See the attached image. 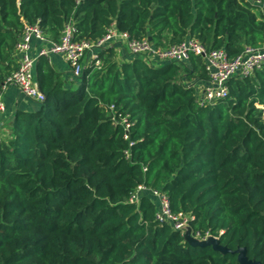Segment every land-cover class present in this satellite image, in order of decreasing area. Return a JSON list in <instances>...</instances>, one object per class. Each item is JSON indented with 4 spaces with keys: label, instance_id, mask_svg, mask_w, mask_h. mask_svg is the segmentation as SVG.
<instances>
[{
    "label": "trees",
    "instance_id": "obj_1",
    "mask_svg": "<svg viewBox=\"0 0 264 264\" xmlns=\"http://www.w3.org/2000/svg\"><path fill=\"white\" fill-rule=\"evenodd\" d=\"M71 21L78 40L115 26L158 46L193 37L230 58L264 43V12L243 0H0V83L18 67L26 24L59 41ZM100 57L68 82L37 58L45 99L16 110L0 141V264H239L160 224L149 191L130 202L142 184L194 215V232L264 264V65L198 105L199 55L159 66L118 61L113 48ZM111 105L128 115L132 145Z\"/></svg>",
    "mask_w": 264,
    "mask_h": 264
},
{
    "label": "built area",
    "instance_id": "obj_2",
    "mask_svg": "<svg viewBox=\"0 0 264 264\" xmlns=\"http://www.w3.org/2000/svg\"><path fill=\"white\" fill-rule=\"evenodd\" d=\"M259 7L264 12V0H243ZM77 28L71 21L63 29L59 41L49 38L38 23L26 24L16 45L18 67L8 74L0 83V112L5 111L4 93L10 86H16L29 99L41 103L45 94L40 90L35 66L40 56L49 57L51 54L62 55L70 64L75 77H80L89 62L101 68L103 60L100 54L103 50L121 44L129 50L132 56H141L147 62L156 61L183 63L189 60L191 54L204 59L205 70L208 74L206 84L196 85V101L198 105L214 104L228 95L227 82L234 76H249L256 69L264 65V43L260 45H245L242 52L230 58L223 48L209 49L198 39L190 37L169 46L155 45L149 38H132L127 32L119 31L115 26L108 28L106 34L97 41L78 40ZM36 39L41 43L37 55L32 52V43ZM111 119L124 129V138L130 140L131 121L128 115H117L114 105L109 106ZM3 136L0 133V141ZM134 142L130 140V145ZM129 155V151H126ZM145 169V168H144ZM149 191L157 204L155 218L160 224H170L185 237L191 229V234L199 240L207 239L209 234L203 236L194 232L191 221L194 215L173 213L167 193L149 189L139 185L131 194L130 202L138 203L141 195Z\"/></svg>",
    "mask_w": 264,
    "mask_h": 264
},
{
    "label": "crops",
    "instance_id": "obj_3",
    "mask_svg": "<svg viewBox=\"0 0 264 264\" xmlns=\"http://www.w3.org/2000/svg\"><path fill=\"white\" fill-rule=\"evenodd\" d=\"M40 46L41 43L34 39L32 43V52L34 55H37ZM111 48H113L116 52L115 58L118 61H126L133 57L127 47L121 44L115 45ZM48 58L54 71L60 74L66 82L71 81L75 77L72 73L69 62L62 55L53 53ZM163 63L164 62L156 61L154 65L159 66L163 65ZM206 83L207 80L200 81V84ZM4 101L6 109L5 111L0 112V133L2 134L3 138L6 139L11 133L10 125L14 121L15 111L33 110L38 108L39 104L26 97L16 86H10L6 89L4 93Z\"/></svg>",
    "mask_w": 264,
    "mask_h": 264
},
{
    "label": "water",
    "instance_id": "obj_4",
    "mask_svg": "<svg viewBox=\"0 0 264 264\" xmlns=\"http://www.w3.org/2000/svg\"><path fill=\"white\" fill-rule=\"evenodd\" d=\"M149 39L151 40L152 38L149 37ZM185 239L189 242V244L193 246H197V247L211 246L214 250L222 254H228V253L236 254L239 264H263L259 260L250 259L247 255L246 247L241 246L233 250L227 247L226 245H223L220 242L219 238L216 236H209L207 239L199 240L194 236H192L191 229H189L185 233Z\"/></svg>",
    "mask_w": 264,
    "mask_h": 264
}]
</instances>
